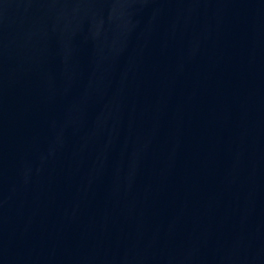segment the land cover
Here are the masks:
<instances>
[{"label":"water","instance_id":"obj_1","mask_svg":"<svg viewBox=\"0 0 264 264\" xmlns=\"http://www.w3.org/2000/svg\"><path fill=\"white\" fill-rule=\"evenodd\" d=\"M0 264H264V0H0Z\"/></svg>","mask_w":264,"mask_h":264}]
</instances>
